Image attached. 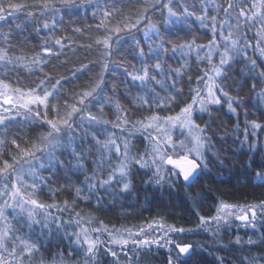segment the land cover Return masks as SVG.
<instances>
[{
    "label": "snow or ice",
    "instance_id": "obj_1",
    "mask_svg": "<svg viewBox=\"0 0 264 264\" xmlns=\"http://www.w3.org/2000/svg\"><path fill=\"white\" fill-rule=\"evenodd\" d=\"M118 2L79 0L80 5L92 7L101 35L94 40L96 60L72 70L69 79L65 74L55 78L45 68L69 51L74 54L71 39L57 37L55 31L63 22L56 19L61 8L75 7L77 0H34L32 4L0 0V264H25V260L31 264L45 238L53 236L66 241L68 254L56 253L48 264H103L102 255H110L113 264H121V255L124 264H139L141 254L153 248L167 251V264H190L197 247L205 246L180 242L175 236L202 230L216 240L222 228L236 221L253 232L258 224L264 225V200L247 205L221 200L214 215L197 213L196 229L163 219L133 228H109L103 221L92 227L91 217L75 211L78 201L95 203L99 209L106 198L115 203L131 192L134 169L151 173L145 181L148 185L175 187L182 182L191 187L210 175V155L223 163L214 141L223 144L229 132L225 129L217 141L213 125L217 121L222 125L232 115L238 121L240 111L245 115L243 126L237 122L231 130L236 154L249 156V168L256 153L261 154L258 170L250 174L253 183L264 187V148L259 142L264 123L247 119L249 108L264 115V63H258V59L264 61V0H192L190 6L184 0L180 11L174 7L181 0H140L134 18L125 16L113 24L120 15ZM153 13L160 14V24L153 21ZM191 17L211 38L206 44H197L195 39L173 43L165 31L178 24L190 25ZM29 27L31 32L25 35ZM72 31L83 34L85 29L73 27ZM137 32H142L143 40L136 38ZM18 36L22 39L16 44ZM37 38L31 54H25L23 45ZM125 44L129 45L126 50ZM86 47L90 50L93 44ZM193 53L197 64L205 66L195 78L196 87L189 89L190 102L174 115H161L179 105L186 75L191 84L188 73ZM173 57H178L179 67L169 63ZM66 63L67 59L60 66ZM241 63L243 67L235 71ZM96 67L99 72L90 83L73 90L61 103L63 85ZM22 72L37 79L22 86ZM13 75L15 84L10 80ZM108 75L113 80L111 96L105 95ZM237 76L242 79L236 80ZM249 81V92L242 95ZM125 101L150 114L133 119ZM106 108L114 110V120L105 118ZM37 126L39 134L26 138L23 130ZM137 136L144 142L142 151ZM60 179L67 183L50 187ZM45 189L53 197L65 193L73 199L62 204L43 202L38 197ZM66 212L67 220L63 219ZM105 234L106 240L101 238ZM234 245H264V234L247 241L237 236ZM216 259L224 264V258ZM41 264L46 262L42 259ZM241 264H264V254L245 256Z\"/></svg>",
    "mask_w": 264,
    "mask_h": 264
},
{
    "label": "trees",
    "instance_id": "obj_2",
    "mask_svg": "<svg viewBox=\"0 0 264 264\" xmlns=\"http://www.w3.org/2000/svg\"><path fill=\"white\" fill-rule=\"evenodd\" d=\"M20 2L32 4L34 0H20ZM111 3V0H109ZM184 0H181L180 4H176L174 10L180 11L181 4ZM187 5H191L192 0H186ZM116 7L120 9V15L116 16L112 23L115 24L118 20H122L125 16L135 17L137 10L141 7L140 0H119ZM197 7L199 4L197 2ZM92 7L90 5H80L77 0V6L75 7H62L57 14L56 19L63 21L58 25L55 35L57 37L67 36L71 39L72 48L75 50L67 52V56H61L59 60H54L51 64L46 66L45 71L51 73L55 78H59L61 74H65L71 79L70 72L76 68H79L82 63H88L94 61L97 58L96 46L94 40L97 36L101 35V32L97 31L95 25L99 20L92 16ZM199 14V12H197ZM22 16L26 13L21 14ZM159 13H153L152 19L157 24L161 21L158 19ZM192 23L188 26L175 25L169 27L165 34L173 43H182L184 41L196 40L197 44H206L211 38V33L207 29H202L199 26V22L195 21L194 17H191ZM88 26H91V30H88ZM73 27H80L85 29L83 34L73 33ZM18 32L19 30H14ZM164 31V30H162ZM31 32V28L25 32V35ZM137 39L143 40L142 32L135 33ZM22 37H17L14 43L19 44ZM39 43V39H33L30 44L23 45V51L25 54H31L34 45ZM88 44H93L92 49H87ZM129 45H124L126 50ZM252 56H258L256 53H249ZM203 55V53H201ZM178 57H173L169 63L173 67H179L178 63H175ZM67 59V63L64 67L60 65ZM131 59V57H129ZM258 63H264L258 59ZM190 72L192 76V82H187V75L184 77L183 82V95L178 97L180 101L178 106H173L171 112L167 110L160 112L161 115L175 114L179 112L180 107L184 106V103L190 102L191 96L189 93L190 88L196 87V76L201 74V68L204 64H197L195 53L189 59ZM243 67V64L235 66V71L239 72ZM99 72V68H93L91 72H86L80 79L74 82L65 83L63 85L64 95L61 97V103L64 99L70 97L73 90H79L84 88L90 83L91 79ZM37 79V76H29L26 73H20L19 84L22 86H29L33 81ZM242 79V76H237L236 80ZM10 80L15 84L17 78L15 75L10 77ZM105 82L107 88L105 89V95L111 96L112 93L109 89L113 86V80L110 75L106 76ZM251 81L243 89L241 94L246 95L249 92ZM123 91V86L120 88ZM125 107H128L132 112L133 119H140L142 116L149 115L150 113L144 109H133L126 101ZM98 107V106H97ZM97 107L92 108L93 114H96ZM226 111V106H225ZM220 115H223L221 113ZM106 119H115V113L105 109ZM207 119V117H205ZM247 119H256L259 122L264 123V115L256 112L255 109L249 108V115ZM245 121V115L243 111L239 112L237 121L236 115L225 117V122L221 125L219 121L213 125V131L216 133L217 141L220 136L224 134L225 129L229 132V138L223 143H216V151L221 153L223 163L215 161L209 156V168L210 175L202 176L191 187H185L182 182L178 183L175 187H169L165 184L163 187H157L155 185H148L145 183L148 176L151 173L145 174V170L134 169L133 188L131 192L119 197L115 203L111 201V198H106L104 207L97 208L95 203H86L84 201H78L74 209L76 212H80L82 216L93 220L92 227H98L99 222L103 221L109 228L116 227H138L146 226L148 222L153 219H163L167 224H175L184 228L196 229L198 224V216H212L215 214V209L219 201L223 200L226 203L247 205L258 204L264 200V187L258 186L252 182L251 171L258 170L257 165L261 163V154L258 152L255 155V160L252 162L250 168L249 156L239 155L237 144L233 143L232 129L236 123L239 122L241 126ZM202 123V122H201ZM110 127V126H109ZM15 131V129H13ZM27 132L26 138H32L39 134V127H34L32 131L24 129ZM242 138V136H241ZM136 140L139 141L137 147L142 151L144 147L143 140L137 136ZM259 142L261 148H264V132L259 133ZM231 148V150H228ZM174 159L178 160V156H174ZM172 165H168L171 168ZM75 179V178H73ZM67 181L60 179L54 184L50 185L52 188H58L60 185L66 184ZM199 194V198L198 197ZM41 201L46 203L57 202L62 204L65 199L72 201L73 196L65 193H58L53 197L48 189H45L40 193L38 197ZM55 211V210H53ZM63 219H68V213H64ZM71 230V229H70ZM27 231V229H25ZM39 229H37V232ZM264 234V225L258 224L257 230L253 232L250 228H244L240 226V222L236 221L226 228H222L217 234L216 240L213 239L211 232H205L197 230L191 233L175 236L174 238L180 242L191 243L194 246L203 245L204 249L197 247V254L193 255L190 264H219L217 257L224 258V264H241L245 256H258L264 254V245L259 246H240L234 245V241L239 236L243 241H247L249 237L258 240L260 236ZM106 240L105 236L101 237ZM218 241V242H217ZM40 252L32 259L31 264H41L43 259L46 264L51 261L54 254L63 250L64 255L67 256L68 250L65 247L66 241L61 237L45 238L42 242ZM221 245L228 247H221ZM103 252V249L101 250ZM103 264H113V258L102 255ZM121 264H124V257H120ZM25 264H29L25 260ZM139 264H167V251L163 248H153L151 252H144L139 258Z\"/></svg>",
    "mask_w": 264,
    "mask_h": 264
}]
</instances>
